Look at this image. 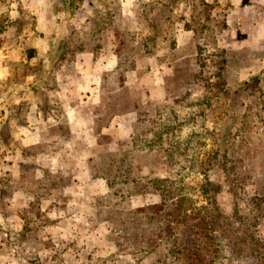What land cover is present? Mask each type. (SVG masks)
I'll return each mask as SVG.
<instances>
[{
    "label": "rangeland",
    "instance_id": "obj_1",
    "mask_svg": "<svg viewBox=\"0 0 264 264\" xmlns=\"http://www.w3.org/2000/svg\"><path fill=\"white\" fill-rule=\"evenodd\" d=\"M57 259L264 264V0H0V264Z\"/></svg>",
    "mask_w": 264,
    "mask_h": 264
},
{
    "label": "crops",
    "instance_id": "obj_2",
    "mask_svg": "<svg viewBox=\"0 0 264 264\" xmlns=\"http://www.w3.org/2000/svg\"><path fill=\"white\" fill-rule=\"evenodd\" d=\"M82 167H83V162H82V160H80V164H78L77 162H74V164L67 166V168L66 167L64 168L63 166L57 167V165H56V166L50 167V169H51V171L52 170L55 171L54 172L55 173L54 177L56 176V172H58V173H61V172L67 173L69 175L68 176L69 179L71 177V181L73 182V184H75V179H78L77 184H80V182L84 183V182H88L89 181V180H87V178L86 179L85 178H81L82 177L81 176V171H75V169H81L82 170ZM77 172H78V174H77ZM65 181L66 180H64V182ZM37 184L41 185L39 181L37 182ZM60 184H61L60 180H58V182L56 184H53V190L52 191H57L58 190V192L60 193L61 192V190L59 188V187H61ZM70 184L71 183H69L67 185V187L70 186ZM63 186H66V185H63ZM65 194H67V197H68V200H69L71 198L70 197L71 192H69L68 188L65 189V187H64L62 195L65 196ZM69 205H71L70 201H68V213H67V226H68V228H67V241H70V243H72L73 241H76V239H77V236H76L77 230H79L81 228L83 233L86 235V239L89 242H91V241H95V243L98 242L100 238H99V233L96 230L97 229L96 228L97 227L96 224L99 223V222H96V220H97V214H98L99 210L96 209L95 210L96 213L92 214L93 216L91 217V215L89 216V214L88 215L87 214H83V213L86 212V210H88V208L83 209L82 207H79V208H76L75 210H71ZM54 208H56V207H54ZM49 210H52V209H48V210L46 209V210H42V211H45V215L46 214L48 215L47 212H49ZM72 226L74 227L75 231H73V229L71 230ZM42 228H44V227H42ZM43 237L41 239H43ZM46 239H49V238L47 237ZM72 244H70L68 246V251H70V252H73V249H74V246ZM81 249L84 250L83 247ZM87 249L94 250L91 247H88ZM94 256H95V254H94ZM33 261L35 263L31 262L29 264H67V260H61V259H57V260H39V262L37 260H33ZM69 261H70L69 264H92L93 263L92 260H69ZM97 264H99V263L97 262Z\"/></svg>",
    "mask_w": 264,
    "mask_h": 264
}]
</instances>
